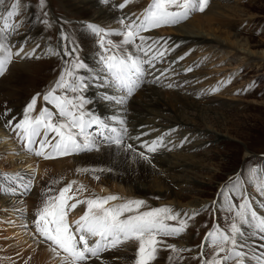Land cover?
<instances>
[{
	"label": "snow or ice",
	"instance_id": "obj_1",
	"mask_svg": "<svg viewBox=\"0 0 264 264\" xmlns=\"http://www.w3.org/2000/svg\"><path fill=\"white\" fill-rule=\"evenodd\" d=\"M104 2L108 3L110 0ZM129 2L131 0H125L124 4L117 7L123 9ZM4 3L5 0H0V5ZM40 3L43 6V0ZM207 3L208 0H152L136 19L120 18L118 23L122 27L119 31L87 25L99 37V73L94 79L100 81V87L107 85L120 94L119 97L105 95L103 99L123 105L143 82L147 74L145 66L155 67V62L162 59L168 51L159 39L149 42L148 37L141 33L180 23L196 11L203 12ZM20 4L21 0H14L4 13H0V75H3L7 65L12 62L13 56H19L23 51L21 49L13 53L7 43L8 35L18 27L15 17L19 15ZM173 8L177 10H170ZM109 36H117L121 40L114 42L107 38ZM129 46L134 51H130ZM75 51L73 48L65 54L71 56ZM86 68L78 57H73L54 87L43 96L45 103L51 105L54 111L45 107L38 115L32 116L37 103V98L34 97L25 107L21 120L15 123L7 121L6 126L16 132L21 145L29 154L54 159L85 151H98L101 144L136 151L131 144H124L126 127L112 126V123L117 122L115 117L109 123L85 110L89 100L82 93L90 85L79 72ZM168 86L172 87L171 84ZM118 123L123 125L125 122L119 120ZM162 144L163 137L153 141L151 145L142 144L141 147L147 152H154ZM139 155L146 160L149 158L144 152ZM32 179L34 173L32 177L19 173L0 177V193L14 194L17 189H22L24 193L30 192ZM4 182L14 184L15 187H8ZM73 183L75 182L60 189L58 195H45L35 213V234L49 244L53 255L60 258V264H88V261L101 259L103 253L128 242L137 244L134 264H152L161 249L174 254L169 257L174 264L181 259L175 254L190 251L168 245L163 238H175L183 234L188 227L187 220L183 217L194 218L198 215L197 212L181 214L169 207L141 211L145 206L143 200H128L107 207L110 201L119 199L115 195L85 201L75 200V195H67L71 192ZM245 183L264 196V166L249 167L243 180L237 177L218 193L223 210L230 215L226 217L225 228L216 224L205 235L201 245V264H264V244L250 248L247 243L249 231L264 240V216L258 214L253 206L251 196L243 187ZM83 190V186L77 189L78 192ZM48 191L52 189L49 188ZM70 200L75 202L70 203ZM80 203H86V211L70 224L69 210H75ZM168 221H175L178 226H173ZM205 245L212 249L207 257L203 252Z\"/></svg>",
	"mask_w": 264,
	"mask_h": 264
},
{
	"label": "bare ground",
	"instance_id": "obj_2",
	"mask_svg": "<svg viewBox=\"0 0 264 264\" xmlns=\"http://www.w3.org/2000/svg\"><path fill=\"white\" fill-rule=\"evenodd\" d=\"M219 1L223 2V0H214L212 3L211 1L209 2L211 4L214 3L215 5H220ZM61 2H63L64 5H69L70 8L77 13L75 19L77 21V29L75 32H79L78 38L81 40L80 44L82 45H80V47H85L86 53L88 54L87 57L85 56V58H87V71L82 74L90 85L88 87V91L84 93L86 97L90 99V105H92V107H89L88 111L96 114L106 122L110 121L111 119L112 123L113 117L116 118L117 123L119 120H123L125 122L123 125H120L119 123H112V126L117 128L126 127V129H132L130 125L134 120L143 122L142 119L138 118L140 116L134 115V117L131 116L130 113L135 112L140 114H148L150 116L153 115L152 117L155 116V118L158 119L157 123L159 126L164 125V123L166 124L164 128H161V132L164 130V133L172 134L170 129H167L169 128L168 126L179 125L182 127V129H186L185 131L183 130L184 132L181 131V133H183L181 138L185 136L186 141L185 143L181 142L178 145L179 147L173 149L175 152L180 150L179 154L168 155L167 157H162L165 154H161L156 159L149 156L147 160L140 156L137 150L133 152L131 150H125L123 147L117 149L114 146L108 147L107 145L102 144L98 151H92L91 153H86L85 155H80L78 157L75 154V156L44 159L42 157H32L33 155L27 153L24 158L21 156L22 153L20 150H18L14 144L15 142L13 140L11 141L12 138H10L9 133H6L8 131L10 132V130H8L10 128L6 126V124L9 120L15 123L23 118L24 110L27 106V100L25 97L26 95L24 94V89L22 88L25 81L27 80L26 78L28 77L26 75L28 72H25L28 71L25 69L27 64H16L15 66L11 65L12 67L8 65L6 67V70L8 68L7 75L4 77L3 75H0V148L3 146V148L8 149L7 152H9L10 155L9 157H6L5 160L7 161V164H9V167L13 169L14 173L18 172V168H32L34 171L38 170V178L40 177L46 179L42 182L40 181L39 184L34 186L32 185L33 188L31 187V191L27 193H24L22 189H17L14 194L11 192L6 194L0 193V264H60V258L53 255L49 248V244L47 242H43L42 238H39L38 234H35V228L31 232H27V230L32 228L29 227L30 225L35 226V213L40 208L45 195H58L59 191L56 189H60L61 187L72 182L75 183H73L72 190L69 193H74L76 200L80 198L83 199L84 197L88 199L108 197L104 194H96L99 189L95 191L94 188L96 189L97 186L100 185L104 186V188L106 187L105 189H110L111 191L113 190V195L117 196L119 199L110 201L109 204L106 205L107 207L115 206L128 200L144 199L143 201H145L146 199H149L150 197L153 198L154 196L165 199L163 200L164 202L157 204L158 207H169L174 211H179L181 214L192 213L194 212L193 210L202 207L205 202L199 201L197 199L187 204H182V201H180L182 199L179 201L176 199L172 200L170 196L172 197V190L174 189L165 185V179L150 175L151 172H157V169H147L151 168L154 162L155 164L153 165H155L157 168L172 166L173 169L169 170H173L174 175H176V178H173V180H176V183H190V185L192 184V186H194L196 185L195 183L197 180L201 183V180H205L206 178H203L197 173V171L201 168L200 162H197L198 156L202 157V155L190 154V152L193 149L197 150L203 146V142H200V139H202L204 136L209 137L213 142H222L229 138L222 134L219 130L214 129L215 127H212L211 123L209 125V121L208 123L206 122L208 120L206 115L211 110L210 108H207L208 106H204L206 104V102L204 104V100L196 102L194 99L195 97L193 98L192 96L186 95L184 91H182L184 94L183 95L179 91L160 90L162 85L160 87L159 85L162 84V80H160L159 76H161V78L164 76L165 83L168 85L171 84L177 87L185 88L187 87V83H191V86L194 87H192L193 89L189 87L191 91L197 94H199L202 90L206 91L208 86L203 82H200V78L198 76L193 75L192 77L190 75H185L187 71L186 68L190 62L185 61L183 64L178 60L181 55L193 50L194 48L196 50L202 49L204 46L206 49L217 48L215 52L218 54L222 52L223 56H226L225 59L228 58V60H235L239 67H244V65H248L250 68L253 66L261 68L263 67L262 60H264V55H258L257 53L251 51L247 39L241 41L240 35L232 34L230 31H223L213 27V22L219 21L218 18L223 16L222 13H218L214 19L208 20V23H204L203 20H195V26L193 27L180 25L179 27L176 26L172 28V26H169L167 29L168 33H178L179 36L177 37L179 38L163 39L160 37V35H157L156 33L152 32V30H150L141 33V35L148 37L149 42L159 39L161 44L168 49L164 55V57L169 55L166 57L170 64V66L166 68L167 75H161L163 71H160L159 73V69L146 65V75L152 74L151 80L147 77V79L144 78L137 90H135V92L126 99L123 105L113 104L110 106V102L104 100L103 97L105 95L119 97L120 94L107 85L99 89L93 88L95 83L100 85V81L94 79V77L99 73V54L95 52L99 46L97 44L98 37L88 29L87 25H97L106 29L109 27H112V29L119 28L118 26H120V24L118 23V20L122 17L127 18L129 16L123 14L121 15V13L117 11L116 5L105 3L104 0H61ZM143 5L146 6V4L142 3V0H139L138 3H133V10L140 12ZM218 8L221 9V5L218 6ZM208 12H210V7L204 12V14ZM0 13H2L1 10ZM28 20L32 24L31 28L25 31V29H21L18 26L14 32L15 37L10 42H7L9 46H11L13 52H15L16 49L22 46L24 43L29 42V44H32L31 46L35 47L39 41L37 38L40 36V33L35 29L33 19L28 17ZM115 25L118 26L114 27ZM115 30L116 29L113 31ZM216 32L226 34V37H223V39L221 36H217ZM107 38L112 39L114 42H119L121 40V38L117 36H109ZM129 50L134 51L131 46H129ZM39 52L41 56L49 57H54L56 55L58 56L59 53L57 50H55V47L45 45H41ZM84 53L82 52V54ZM254 54H256V56L258 55V57L260 56L261 60L258 61L256 56L254 57ZM161 62L162 60L160 63ZM8 75L10 76L8 77ZM181 76H183V78H181ZM168 85L166 88L169 87ZM174 88L175 87L173 86V89ZM136 91L139 92L136 94ZM135 94L136 96L134 97ZM99 98H101L103 102L96 103V100ZM5 112L7 115H4ZM155 127L156 126L152 128ZM138 128L139 126L137 129ZM199 130L202 131L200 132ZM92 131L95 133L94 128ZM129 131L131 132H128L127 135L130 133V136H139L142 134L140 131L136 132V134L133 130ZM173 131L175 132L178 130ZM15 136L16 133L14 134V137ZM126 136L124 137V144H131L133 147H135L137 143L130 142V138L128 139ZM135 137L136 136H132L133 140H136ZM16 140L19 142V139ZM191 140H194V142L192 141L193 143H190ZM154 141H156V139H154ZM173 141L176 140L172 139V142ZM198 142H200L201 145H198ZM21 148L24 152L26 151L24 147L21 146ZM188 151H190L189 154H186ZM3 160L4 159H2V162H0V168L6 169V162ZM148 163L150 166H148ZM188 175H194V177L190 176L191 179H188ZM0 177H3V175H0ZM63 179L65 180L64 182H62ZM4 183L8 187H15L14 184L8 182ZM203 184L207 183L205 182ZM80 186H83L84 190L78 192L77 189H79ZM49 188H51L52 191H48ZM75 192L81 193L83 196H79V198L76 196L77 194ZM257 196L259 200L252 198L253 206L255 207L258 214L264 216V203H262V201H264V196H259V194ZM84 206L87 208L86 203H84L83 206H78L76 210H69L68 220L70 224L83 215L82 212L85 211H82V208H84ZM23 207L25 208L23 209ZM188 207H191V211L190 209L187 210ZM144 208V211H146L153 207L151 204H148L145 201ZM27 216H29V219H27ZM15 224L20 225L19 231L21 233H17L18 231L14 232L15 230L12 225ZM185 238L186 240H183L180 245L184 248H187L190 246V240L187 239V237ZM247 243L249 244L250 248H256L258 245L264 244V240L259 239L257 234L249 231ZM13 246L16 248H13ZM136 249V243L128 242L112 251L110 250L103 253L101 259L94 258L88 261V264H134ZM164 255L165 254L162 253L161 250L158 251L157 258L155 259L157 261L154 263L157 262L159 264L161 261L160 257Z\"/></svg>",
	"mask_w": 264,
	"mask_h": 264
},
{
	"label": "rangeland",
	"instance_id": "obj_3",
	"mask_svg": "<svg viewBox=\"0 0 264 264\" xmlns=\"http://www.w3.org/2000/svg\"><path fill=\"white\" fill-rule=\"evenodd\" d=\"M134 1L131 0V2L126 3V6L123 9H119L117 7V11L121 13V15H127L131 19H136V17L140 16L141 13L152 2V0H142V3L146 4V6L143 5L141 8L142 11L140 10V12H136L133 10V3H138L139 0ZM209 1H211V3L214 2V0H208V3L205 6L203 12L196 11L192 13L189 18L173 25L172 28L176 26L179 27L180 25L193 27L195 26V20H203L204 23H208V20L214 19L218 13H222L223 16L221 18H218L219 21L213 22V27L223 31H230L232 34L240 35L241 41L245 39L248 40L251 51L257 53L258 55H264V0H223V2L219 1L221 9L218 8V6L220 5H215L214 3L211 4ZM13 2L14 0H5V3L3 5H0V10L2 11V13H4ZM108 3L118 6L120 4H124L125 0H110V2ZM209 7L210 12L204 14V12L209 9ZM170 10L176 11L177 9L173 8ZM76 15L77 13L74 12V10L71 9L69 5H64L61 0H43V6H41L40 0H21L19 15L15 17L16 23L21 29L23 28L26 31L32 26V24L28 20V17H31L34 21L35 29L40 33V36L37 38V40L39 41L37 42L35 47L31 46L32 44H29V42L24 43L22 44V46L18 47L16 51H19L21 49L23 51L20 52L19 56H13L12 62L9 64V66H15L16 64H27L25 66V69L28 71L25 72H28L26 74L28 76L26 78L28 81H25L22 89H24V94L26 95L25 97L27 100V105L34 97L37 98L35 109L31 114L32 116L38 115L39 111L45 107L49 108V110L54 111L51 105L45 103V101L43 100V96L46 95L49 90L54 87L62 71L66 66H69L71 64L73 57H78L79 61L83 62L85 65L87 63V58H85V56L87 57L88 55L86 53V48L80 47L81 40L78 38L79 32H75L77 29V21L75 20ZM117 26L118 25H115L114 27ZM118 27L119 28L113 29L112 27H109L107 29H110L112 31L114 29H116L115 31L121 30L122 26L120 25ZM168 27L169 26L155 28L152 29V32L160 35V37L163 39L179 38L177 37L179 36L178 33H168ZM14 32L15 30L10 33L11 35H8L7 42H10L15 37ZM216 35H219L222 38L226 37V34H221L220 32H216ZM97 39V44L99 46V37ZM72 42L76 45H74ZM41 45L55 47V50L59 52L58 56H41L39 52ZM73 46L74 48L76 47V51L71 56L66 55L65 52L73 49ZM209 49H206L205 46L202 49L197 50L194 48L193 50L181 55L178 58L180 63L184 64L185 61L190 62V64H188V67L186 68L187 71L185 75H190L192 77L193 75L198 76L200 78L199 81L208 86L206 91L202 90L199 94L191 91L190 88H194L193 86H191V83H187V87L185 88L177 87L175 85L166 88L168 84L165 83L164 76H162V78L161 76H159L160 80L163 81H161L162 84L159 85V87L162 85L160 87V90L179 91L181 93L182 91H184L186 95L192 96L193 98L195 97L194 99L196 102L204 100V104L205 102L207 104H205L204 106H208L207 108H210L211 110L206 115L208 119L206 122L208 123L209 121V125L211 123V126L215 127L214 129L219 130L222 134L226 135L229 138L225 139L222 142H213L209 137L203 135L204 137L200 139V142H203V146L200 149L198 148L197 150L193 149L194 151L192 150V153L190 151L186 153L189 154L190 152V154L202 155V157L198 156L197 162H200L201 168L197 171V173L203 178H206L205 180L201 181L203 183L206 182L207 184H203L202 182L200 183V181L198 182V180L195 183L196 185L194 186H192V184L190 185V183H176V180H173V178H176V175H174L173 170H169L173 169L172 166L157 168L155 165H153L155 164L154 162L152 164V167L147 169H157V172H151L150 175L153 177H161V179H165V185L174 189H171L172 197L170 196V198H172V200L176 199L177 201H179L180 199H182L180 200L182 201V204H187L194 201L195 199L205 202L202 207L193 210L194 212L198 213V215H196L194 218L187 219L186 217H183L187 220L188 223V227L183 234L175 238H163L168 245H174L178 249H190V251H184L175 254L178 255L181 259L174 262V264H201V245L205 239V235L210 230H212L213 226L216 224H219L222 229L225 228L226 217L230 215L223 210L221 206L222 201L218 193L225 186L235 181L237 177H240L243 180L247 176V169L249 167L259 168L263 166L264 161V60H262V68L254 66L250 68V66L248 65L239 67L235 60H228V58L225 59L226 56H223L222 52L220 54L215 52L217 48H211L210 51ZM82 52L85 53L82 54ZM95 52L99 54V48L96 49ZM30 53L32 55H26ZM258 55L256 56V54H254V57L256 56L257 60L259 61L261 60V57H258ZM166 57L160 59V61L162 60L161 63L159 60L156 61L155 67H152L159 69V73L160 71H163L161 75H167L166 68L170 66L169 61ZM188 69H191V71H189ZM7 71L8 68L6 71H4L3 77L7 75ZM86 71L87 68L85 70H80L79 74L82 75ZM9 76L10 75H8V77ZM146 77L151 80L152 74L145 75L144 78ZM181 78H183V76H181ZM173 86L175 87L174 89ZM93 88L99 89L101 87L98 85V83H95L93 85ZM87 91L88 88L82 93L85 97L86 95L84 93ZM139 91H136V94ZM136 94L134 95V97L136 96ZM86 98L88 99V97ZM88 100L89 103L85 106V110L87 111L90 106L92 107V105H90V99ZM100 102H103L101 98L96 100V103ZM207 102L210 104H208ZM113 104L117 103L110 102V106ZM139 114L140 113L135 112L130 113L131 116H140L138 118L142 119L143 122L134 120L130 125L132 129L128 128L127 133L131 132L129 130H133L135 131V134L138 131H140V133L142 134H140L139 136L132 135L133 137L136 136V140H133L132 136H130V133L128 135L126 134L127 136L125 135L128 139L130 138V142L137 143L134 148L137 150L138 154L146 151V149L141 147L142 144L151 145L154 139L159 140L161 137H163V144L158 145L156 151L154 152L146 151L145 155H147L148 157L151 156L152 158L156 159L161 154H165L162 157L179 154L180 150L175 152V150L173 149L179 147L178 145L181 142L185 143L186 137L184 136L181 138V135L183 134L181 133V131L184 132L186 129H182V127L179 125L168 126L169 128L167 129H170V132H172V134L164 133V130L162 132L160 130L161 128H164V126H166L165 123L164 125H162L163 127L159 126V124L157 123L158 119H156L155 116L152 117L153 115L150 116L148 114ZM108 122L111 123V119ZM153 125L157 127H155L157 130L155 128H152L154 127ZM138 126L139 128L137 129ZM8 130H10V132L8 131L6 133H9L10 138H12L11 141L13 140L15 142L14 144L22 153L21 156L25 158L28 152L23 151V149L21 148V143L18 142L14 137V134L16 132L11 129ZM173 130L178 131L174 132ZM199 131L201 132L202 130ZM172 139L176 141L172 142ZM194 140H191L190 143H193ZM200 142H198V145H201ZM7 151V148H3V146H1L0 162H2V159H4L3 161L7 164L5 158L9 157L10 155ZM91 152L92 151L80 152L76 154V156L78 157L80 155H85L86 153ZM6 164L5 166L8 169L0 168V175L14 176L17 173H20L24 174L26 177H32L34 173V179H32L33 186L46 179L40 177L38 178V170L34 171L32 168H18V172L14 173L13 169L9 167V164ZM148 166H150V164ZM190 176L194 177V175H188L187 178L191 179ZM64 179L62 180V182L65 181ZM64 187L65 186L61 187L60 189ZM243 187L246 189L251 198L259 200L257 196L258 193H256L254 188L246 183L243 184ZM105 188L104 186L100 185L97 186L96 189L94 188V190L97 191L99 189L96 192V194L98 195L104 194L107 196H111L108 194H114L113 190L111 191L110 189ZM60 189L56 190L59 191ZM75 193L78 197L83 196V194L81 193ZM71 194L72 196L75 195L74 193H69L67 195L71 196ZM150 198L146 199L145 201L148 204H151L153 208H158L157 204H159L160 202H164L163 200H165L162 197L158 196H154L151 199ZM87 199L88 198L84 197L83 199L80 198L78 200L85 201ZM75 200H70V202L74 203ZM83 204L84 203H80L78 204V206H83ZM25 207H23V209ZM77 207L75 208V210L77 209ZM82 209V211H86L85 206ZM189 209L191 211V207H188L187 210ZM217 209L220 210L217 211ZM140 210L144 211L145 208L143 207ZM82 213L84 214V212ZM27 217V219H29V216ZM168 223L173 226H178L175 221H168ZM19 226V224L12 225L15 230L14 232L18 231L17 233H21L19 231ZM29 227L32 228L27 230L26 227L27 232H31L35 228L34 225H30ZM185 237L190 240V246L187 248H184L180 245L183 240H186ZM13 248L16 247L13 246ZM161 251L165 255L160 257L161 261L159 262V264H173V262H170L169 257L174 254L166 249H161ZM203 252L205 257H207L212 252V249L205 245L203 248ZM155 261L157 260H154L152 264H158L157 262L154 263Z\"/></svg>",
	"mask_w": 264,
	"mask_h": 264
}]
</instances>
